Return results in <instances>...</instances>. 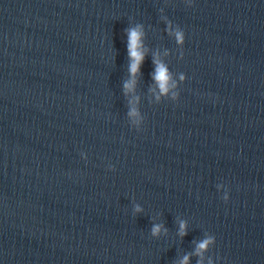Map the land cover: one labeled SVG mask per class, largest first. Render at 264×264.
Returning a JSON list of instances; mask_svg holds the SVG:
<instances>
[{
    "label": "water",
    "instance_id": "water-1",
    "mask_svg": "<svg viewBox=\"0 0 264 264\" xmlns=\"http://www.w3.org/2000/svg\"><path fill=\"white\" fill-rule=\"evenodd\" d=\"M185 256L264 264V0H0V264Z\"/></svg>",
    "mask_w": 264,
    "mask_h": 264
},
{
    "label": "clouds",
    "instance_id": "clouds-1",
    "mask_svg": "<svg viewBox=\"0 0 264 264\" xmlns=\"http://www.w3.org/2000/svg\"><path fill=\"white\" fill-rule=\"evenodd\" d=\"M127 35V53L130 60L129 64V73L131 79L125 83L126 91H131L136 83V76L140 71V67L144 61V51L142 44V37L144 35L143 31L139 26L135 28H129L125 30ZM176 41L178 44L184 43V33L182 31H177L175 33ZM153 63L156 65L155 72L153 74V79L156 81L161 94H167L169 91V81L171 79L168 68L161 63L158 59H154ZM181 79H184L181 76ZM175 95V94H174ZM135 114V113H133ZM185 225L181 223L180 225V234H185ZM153 234H157L160 232V226L155 225L152 229ZM213 242L212 238H208L203 240L197 245V255H199L202 251L206 250ZM188 257L185 256L181 261V264H187Z\"/></svg>",
    "mask_w": 264,
    "mask_h": 264
}]
</instances>
